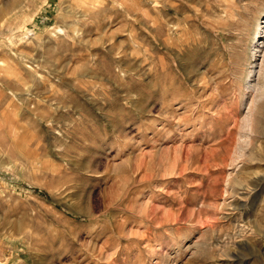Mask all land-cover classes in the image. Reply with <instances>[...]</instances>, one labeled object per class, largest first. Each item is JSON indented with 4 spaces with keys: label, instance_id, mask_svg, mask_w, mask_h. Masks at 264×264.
Segmentation results:
<instances>
[{
    "label": "rangeland",
    "instance_id": "374dc122",
    "mask_svg": "<svg viewBox=\"0 0 264 264\" xmlns=\"http://www.w3.org/2000/svg\"><path fill=\"white\" fill-rule=\"evenodd\" d=\"M262 32L264 0H0V264H264Z\"/></svg>",
    "mask_w": 264,
    "mask_h": 264
},
{
    "label": "bare ground",
    "instance_id": "6f19581e",
    "mask_svg": "<svg viewBox=\"0 0 264 264\" xmlns=\"http://www.w3.org/2000/svg\"><path fill=\"white\" fill-rule=\"evenodd\" d=\"M263 34H264V32L261 33L260 38L263 37ZM256 47H257V46H256ZM258 48H259V46H258ZM258 48H256V49H257V52L259 51ZM257 52H256V53H257ZM259 53H260V52H259ZM256 56H257V55H256ZM262 63H263V64H262L261 66L263 67V66H264V62H262ZM254 68H255V67H254ZM254 73H257V72H255V70H253L252 73H251L250 78H252V77L254 76V75H253ZM252 80H253V79H252ZM250 81H251V79H250ZM249 83H250V82H249ZM247 119H248V118H247ZM249 120H250V119H249ZM248 126H249V125H248Z\"/></svg>",
    "mask_w": 264,
    "mask_h": 264
}]
</instances>
